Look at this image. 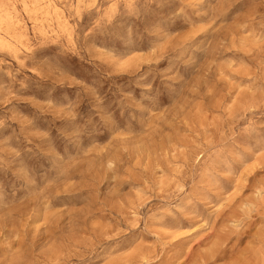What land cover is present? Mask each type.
<instances>
[{"label":"rangeland","instance_id":"1","mask_svg":"<svg viewBox=\"0 0 264 264\" xmlns=\"http://www.w3.org/2000/svg\"><path fill=\"white\" fill-rule=\"evenodd\" d=\"M0 264H264V0H0Z\"/></svg>","mask_w":264,"mask_h":264}]
</instances>
